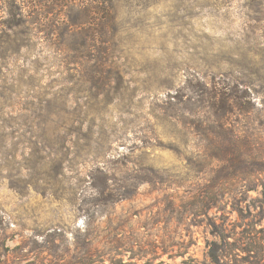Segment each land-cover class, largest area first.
<instances>
[{"label":"rangeland","instance_id":"1","mask_svg":"<svg viewBox=\"0 0 264 264\" xmlns=\"http://www.w3.org/2000/svg\"><path fill=\"white\" fill-rule=\"evenodd\" d=\"M263 148L264 0H0V264L244 261Z\"/></svg>","mask_w":264,"mask_h":264},{"label":"trees","instance_id":"2","mask_svg":"<svg viewBox=\"0 0 264 264\" xmlns=\"http://www.w3.org/2000/svg\"><path fill=\"white\" fill-rule=\"evenodd\" d=\"M71 22V21H70ZM72 28L73 26H76L75 23H72ZM104 32H102V36L105 37ZM205 82H200L199 86L206 88L207 86L205 85ZM214 88L211 89L210 91V96H211V92H212V96L208 97V95L206 94V99H205V103H206V108L209 110H211L210 113V117L215 119L212 122H210L209 125L212 130H220V132L226 133V129H225V122L223 121V118L226 117L228 115V117L233 114V113H238L240 114H247L249 112V106H252L251 101L247 100L246 96L243 95L242 93H246V91H236L234 90V88L230 87V84H228V81L225 83L223 82H216L213 84ZM219 85L225 87V89H227L228 91V96L225 97V93L221 92L220 93V87ZM218 86V88H217ZM179 91H176L174 94H167V99L165 102L166 104V109L170 110L173 109L175 107H173L174 105L171 104L172 99L174 101H176L179 97L178 95ZM218 93L220 95H218ZM249 98V96H248ZM203 100V99H202ZM176 103V102H175ZM174 103V104H175ZM170 105V106H168ZM219 122V123H217ZM225 139H223L224 141H227L228 143V152L232 151L233 147H236V149L239 147V145H241L242 143L236 142L235 138L234 140L231 139V133L230 130L228 129V135L227 137L224 136ZM245 146V149L247 150V148H251L253 145H250L249 143H247V146ZM230 147H232L230 149ZM258 157L260 156H264V148L257 154ZM103 179H102V183L100 185L94 184L91 187L94 188V192H95V201L93 202L94 204L97 205H108L110 195L109 191H110V185L108 184L109 178L107 177V175H102ZM93 197V196H92ZM91 197V198H92ZM113 200V199H112ZM97 202V203H95ZM264 205V203L262 204V206ZM262 233L261 235V239H258L256 242V238L254 237V240L249 239V242L245 243L244 247L242 245V247H240V249H237L238 251H240V253L242 254H246L247 255V259H244V261H238L239 259L236 258V255H233V257H235L234 261L228 263V264H264V230L260 231Z\"/></svg>","mask_w":264,"mask_h":264}]
</instances>
